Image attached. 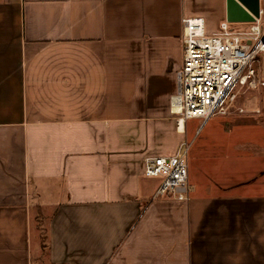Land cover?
Returning a JSON list of instances; mask_svg holds the SVG:
<instances>
[{"label": "crops", "instance_id": "1", "mask_svg": "<svg viewBox=\"0 0 264 264\" xmlns=\"http://www.w3.org/2000/svg\"><path fill=\"white\" fill-rule=\"evenodd\" d=\"M184 18L251 24L226 0H0V264H264L259 166L233 180L197 152L183 202L144 175L201 133L169 107Z\"/></svg>", "mask_w": 264, "mask_h": 264}, {"label": "built area", "instance_id": "2", "mask_svg": "<svg viewBox=\"0 0 264 264\" xmlns=\"http://www.w3.org/2000/svg\"><path fill=\"white\" fill-rule=\"evenodd\" d=\"M259 17L245 32H233L224 21L213 35L205 33L202 19H182V65L169 101L178 125L193 119L202 125L216 115L243 114L235 106L238 96L264 87V74L255 68L257 58L264 55ZM144 175L159 179L155 198L188 200L185 149L171 157L146 158Z\"/></svg>", "mask_w": 264, "mask_h": 264}, {"label": "rangeland", "instance_id": "3", "mask_svg": "<svg viewBox=\"0 0 264 264\" xmlns=\"http://www.w3.org/2000/svg\"><path fill=\"white\" fill-rule=\"evenodd\" d=\"M255 68L264 74V55L257 58ZM235 106L242 108L244 113L216 115L202 126L201 120L187 121L189 134L201 131L197 139L191 141L189 137L182 145V149L186 150L188 173L197 152L205 154L209 164L214 163L215 171L222 169L226 173L223 177L231 175L233 180L236 179L234 175L249 178L255 166H259L264 173V87L240 94ZM154 181L158 182L156 178ZM43 211L46 214L49 210ZM48 218L47 215H42L33 223L40 230L42 242Z\"/></svg>", "mask_w": 264, "mask_h": 264}, {"label": "water", "instance_id": "4", "mask_svg": "<svg viewBox=\"0 0 264 264\" xmlns=\"http://www.w3.org/2000/svg\"><path fill=\"white\" fill-rule=\"evenodd\" d=\"M226 9L228 19L253 23L259 17V0H226Z\"/></svg>", "mask_w": 264, "mask_h": 264}, {"label": "bare ground", "instance_id": "5", "mask_svg": "<svg viewBox=\"0 0 264 264\" xmlns=\"http://www.w3.org/2000/svg\"><path fill=\"white\" fill-rule=\"evenodd\" d=\"M179 126H180V128H183V122L182 121L179 122Z\"/></svg>", "mask_w": 264, "mask_h": 264}]
</instances>
